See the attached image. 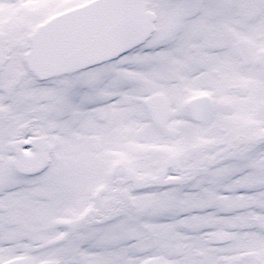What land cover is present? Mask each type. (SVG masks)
<instances>
[{
	"label": "snow or ice",
	"instance_id": "1",
	"mask_svg": "<svg viewBox=\"0 0 264 264\" xmlns=\"http://www.w3.org/2000/svg\"><path fill=\"white\" fill-rule=\"evenodd\" d=\"M0 264H264V0H0Z\"/></svg>",
	"mask_w": 264,
	"mask_h": 264
}]
</instances>
